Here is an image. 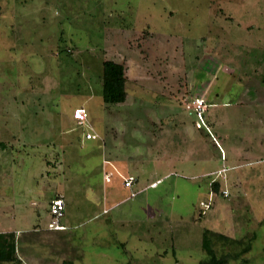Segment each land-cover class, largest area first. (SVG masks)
I'll use <instances>...</instances> for the list:
<instances>
[{"label": "rangeland", "instance_id": "374dc122", "mask_svg": "<svg viewBox=\"0 0 264 264\" xmlns=\"http://www.w3.org/2000/svg\"><path fill=\"white\" fill-rule=\"evenodd\" d=\"M205 230L264 264V0H0V234L21 264H198Z\"/></svg>", "mask_w": 264, "mask_h": 264}, {"label": "trees", "instance_id": "16d2710c", "mask_svg": "<svg viewBox=\"0 0 264 264\" xmlns=\"http://www.w3.org/2000/svg\"><path fill=\"white\" fill-rule=\"evenodd\" d=\"M127 81L128 79L125 75V67L123 64L110 60L104 61L102 63L101 75L103 102L108 105L124 103L127 98ZM211 187L217 192L219 183L213 182ZM209 234L220 240L222 250L225 248L227 250L218 253V250L213 245L211 246V241L208 239ZM204 237L207 238V241L202 245V249L206 253V256L198 264H228L230 261L238 260L250 250V244H244L243 242L219 233H213L209 230H205ZM15 249L16 243L14 241V235L11 233L0 234V264H21V260L17 257Z\"/></svg>", "mask_w": 264, "mask_h": 264}, {"label": "built area", "instance_id": "2783aa9c", "mask_svg": "<svg viewBox=\"0 0 264 264\" xmlns=\"http://www.w3.org/2000/svg\"><path fill=\"white\" fill-rule=\"evenodd\" d=\"M194 109L199 116L200 112H203L206 110L205 102L202 100H196L194 103ZM200 117V116H199ZM74 120L78 124H83L87 121L88 115L83 109H76L73 114ZM98 138L97 135L93 133H87L85 135L86 140H96ZM132 184V178L129 180L124 181V186L129 188ZM135 194L131 193V197H133ZM64 203L60 197L54 198L51 200L50 207H49V213L51 216V221L48 225V228L53 231H62L65 230V227L59 224V219L63 217V211H64ZM106 212V211H104Z\"/></svg>", "mask_w": 264, "mask_h": 264}, {"label": "crops", "instance_id": "0c3cea01", "mask_svg": "<svg viewBox=\"0 0 264 264\" xmlns=\"http://www.w3.org/2000/svg\"><path fill=\"white\" fill-rule=\"evenodd\" d=\"M105 163H107L106 161H105ZM193 164V166H196V164H195V161L192 163ZM110 169H112V171H109V172H104V176H103V180L105 181V183H109L110 181V178L112 177V175H113V173H115V172H117V174L118 173H120V169H118L115 165L113 166V164L111 163V165H110ZM223 169H226V171L227 170H229V168H223ZM223 169H221V170H218L216 173H214V174H216V175H220L221 174V172H222V170ZM120 170V171H119ZM166 169H163V170H158V169H156L155 170V172L156 173H159V172H164ZM226 171H224V172H226ZM130 174L125 178L124 177V179H123V185H124V181L125 180H129L130 178H132V184H131V187H129V189H131L133 186H134V184L136 183V182H138V180L140 179V177H141V175H142V171L140 172V171H131V172H129ZM120 175V174H119ZM106 178H107V180H106ZM160 181V179H157V180H154V181H152L150 184H148L147 186L148 187H155V185L158 183ZM212 182V181H211ZM125 187V186H124ZM127 188V187H126ZM142 190V189H141ZM140 191H136V192H132L131 191V193H139ZM131 195V194H130ZM50 203H51V201H50ZM106 210H108V209H106V208H104L103 209V211H102V213L104 214V211H106ZM34 230H36V229H34ZM53 231V230H52ZM8 234V233H11V234H13L14 235V241H15V239L17 240V238L19 239V237H18V234L20 233V231H11V232H1V235L2 234ZM17 257H18V255H17ZM19 258V257H18Z\"/></svg>", "mask_w": 264, "mask_h": 264}]
</instances>
